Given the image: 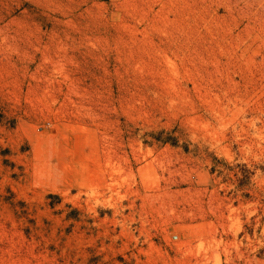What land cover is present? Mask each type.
<instances>
[{"label":"rangeland","instance_id":"1","mask_svg":"<svg viewBox=\"0 0 264 264\" xmlns=\"http://www.w3.org/2000/svg\"><path fill=\"white\" fill-rule=\"evenodd\" d=\"M0 264H264V0H0Z\"/></svg>","mask_w":264,"mask_h":264}]
</instances>
